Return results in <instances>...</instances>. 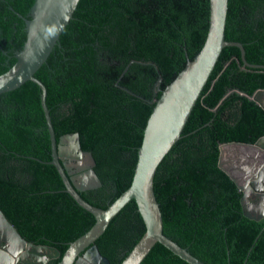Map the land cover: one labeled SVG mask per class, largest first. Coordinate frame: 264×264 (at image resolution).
Here are the masks:
<instances>
[{"label":"trees","instance_id":"trees-1","mask_svg":"<svg viewBox=\"0 0 264 264\" xmlns=\"http://www.w3.org/2000/svg\"><path fill=\"white\" fill-rule=\"evenodd\" d=\"M34 2L0 0V75L25 43L22 17ZM209 20V0H80L36 77L57 141L78 133L96 162L102 187L80 192L90 204L106 209L131 185L159 90L202 49ZM225 33L264 65V0H229ZM260 89L264 70L226 47L154 179L164 234L207 264H264V219L244 216L242 193L218 166L221 144L264 136V110L248 97ZM51 153L40 87L28 81L0 95V208L23 238L63 255L95 217L65 191ZM145 231L132 200L96 243L121 264ZM142 264L189 263L157 243Z\"/></svg>","mask_w":264,"mask_h":264},{"label":"water","instance_id":"water-1","mask_svg":"<svg viewBox=\"0 0 264 264\" xmlns=\"http://www.w3.org/2000/svg\"><path fill=\"white\" fill-rule=\"evenodd\" d=\"M80 0H35L26 24V40L15 52L16 62L0 75V95L20 88L28 81L41 89L44 110L51 139L50 164L54 165L64 183L65 191L95 217V224L84 235L69 243L61 252L52 246L37 245L21 236L0 208V264H47L60 259L58 264H111L102 255L97 240L111 221L132 200H135L146 231L121 264H142L152 248L160 243L189 264H207L188 249L164 234L163 215L154 190V179L159 165L182 138L185 126L199 101L226 47H237L245 67L262 69L251 64L239 42L226 39L229 0H209L210 20L202 49L188 58L183 69L161 91L144 130L138 162L131 185L106 209L87 202L80 192L98 189L102 182L96 173V162L90 151L82 149L78 133L62 135L57 141L52 118L46 103L47 89L36 77L60 45V37L74 17ZM249 99L264 110V89L257 90ZM219 168L225 172L242 193L244 216L251 220L264 219V136L255 144L228 142L219 147ZM258 199V202H251Z\"/></svg>","mask_w":264,"mask_h":264},{"label":"flooded vegetation","instance_id":"flooded-vegetation-1","mask_svg":"<svg viewBox=\"0 0 264 264\" xmlns=\"http://www.w3.org/2000/svg\"><path fill=\"white\" fill-rule=\"evenodd\" d=\"M259 200L258 199H251V202L255 203V202H258ZM5 246L6 244L5 243H2L0 242V250H4L5 251ZM52 261V260H51ZM50 262H48L47 264H49Z\"/></svg>","mask_w":264,"mask_h":264}]
</instances>
